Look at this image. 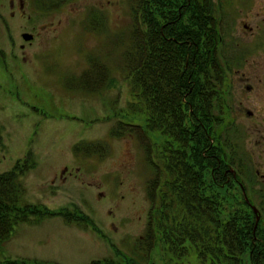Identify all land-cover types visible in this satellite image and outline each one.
I'll list each match as a JSON object with an SVG mask.
<instances>
[{
	"label": "rangeland",
	"instance_id": "374dc122",
	"mask_svg": "<svg viewBox=\"0 0 264 264\" xmlns=\"http://www.w3.org/2000/svg\"><path fill=\"white\" fill-rule=\"evenodd\" d=\"M214 1L223 6L226 43L245 51L227 74L232 106L228 114L235 120L227 142L237 144L238 152L251 158L264 174V0ZM140 2L117 0L111 62L99 51L108 52V36L106 46H99L92 33L76 27L60 28L42 46L37 40L28 60L14 58L0 20V173L12 169L32 150L36 167L22 178L27 188L22 204L77 207L104 233L98 234L79 218L66 222L61 215L45 216L37 223L21 222L2 244L1 259H38L45 264L126 263L131 257L142 261L141 250L138 254L134 250L146 235L142 245L155 248L143 262L199 264L195 255L179 262L166 253L150 217L161 172L162 178L169 177L165 169L157 172L162 165L160 151L171 153L165 137L152 133L149 140L135 127L144 126V117L129 104L132 96L124 60L132 41L142 37L138 24L143 12H131V5L138 7ZM29 13L38 16L30 9ZM45 20L42 17L38 23ZM22 23L18 19L13 25L21 29ZM47 34L52 36L50 31ZM88 55L96 63L89 62ZM91 63L98 66V75L90 73ZM79 78L88 88L79 86ZM119 121L134 127L122 125L126 134L114 136L111 132ZM79 143L77 154L74 148ZM175 156L186 165L183 153ZM173 162L170 171L179 168L178 158ZM169 178L170 187L173 178Z\"/></svg>",
	"mask_w": 264,
	"mask_h": 264
},
{
	"label": "trees",
	"instance_id": "16d2710c",
	"mask_svg": "<svg viewBox=\"0 0 264 264\" xmlns=\"http://www.w3.org/2000/svg\"><path fill=\"white\" fill-rule=\"evenodd\" d=\"M223 20L224 13L218 10L214 0H197L195 36L197 56L191 63V76L189 72L180 75L177 66L173 64L170 71L159 79L162 81L161 84L151 75L148 100L144 88L146 78L141 55L142 40L132 41L124 60L132 96L129 104L132 111L144 117V126L135 125V127H140L148 138V134L152 133H155L156 137L157 134L165 137L166 147L170 146V153L173 152V146L182 149L186 165L192 168L188 167L187 173L170 171L172 164L168 161L166 171L169 177L173 178L172 181L182 180L188 184L184 185L185 188L178 189L170 186L163 194L158 189L155 192L156 207L152 209V220L155 221L156 232L159 231L160 234L161 222L167 221L168 230L176 237L175 244L181 248H191L190 252L172 253V256L176 257L177 261L184 262V256L188 255L190 258L195 255L199 264H264V214L255 227L256 215L245 199L241 184L247 182L252 193L262 201H264L263 193L254 189V171L251 164L244 160L245 157L238 154L237 144H229L231 151L228 158L222 147L226 120V116L223 115L227 114L226 126L228 130L231 129L228 114L231 107L227 105L225 97L226 94L230 95L231 91L224 70L227 67L228 74L232 72L235 63L245 54L244 49L226 43L228 29L223 24ZM140 31L138 34H141ZM206 43L212 47L207 60L204 50ZM222 46L229 51L228 55L222 51ZM208 68L210 76L206 75ZM174 84L180 86L182 106L176 109L166 105L161 109L158 90L160 93V89L162 90L164 99H170L174 93V91L170 92L174 89L172 88ZM205 85L211 86L210 107L203 106V102L210 100L205 92L203 94L202 88ZM184 93L188 104L185 107ZM216 114L219 115L218 118ZM122 125L134 127L130 122L119 121L111 134L125 135L127 130ZM230 136L232 132L228 139ZM0 144H2L1 130ZM149 148L153 149V143ZM80 149V144L75 146L77 154ZM179 165L182 167L183 163ZM35 167L34 153L29 150L25 158L19 159L12 169L0 173V250L2 244L11 238L16 225L21 222L37 223L49 215H61L67 220L79 216L85 225H91L94 230L102 233L90 216L82 212L78 215L77 210L66 208L53 210L43 204L23 205L27 188L22 178ZM227 167H229L228 191H224V171ZM231 168L235 171H231ZM245 188L247 191V186ZM192 190L195 191L194 195ZM225 194H228L231 200L229 204H223L221 201ZM208 196L212 201L203 202ZM170 199H174L175 202H171ZM193 200V204L190 203ZM260 208L263 212L264 202L260 204ZM226 227L229 231L228 242H226ZM173 236L171 235L172 238ZM0 264L45 263L38 259L0 258Z\"/></svg>",
	"mask_w": 264,
	"mask_h": 264
},
{
	"label": "flooded vegetation",
	"instance_id": "af4514ba",
	"mask_svg": "<svg viewBox=\"0 0 264 264\" xmlns=\"http://www.w3.org/2000/svg\"><path fill=\"white\" fill-rule=\"evenodd\" d=\"M141 4H143L141 6ZM117 5V0H0V20L6 30V44H8L11 49V55L17 59L28 60L30 57V51L32 47L38 45L37 40H40L39 45H45L49 43V40L53 37L54 32H58L60 28L69 29L71 27H76L77 29L86 31L87 33H92L94 36L91 37L92 40L98 42L99 46H106L107 36H108V52L105 50L99 51L102 53L103 58L108 56L111 62L113 55V48L116 45V26H115V9ZM131 12H137L138 9L143 12L142 20H140L139 25L142 31V61H143V71L146 78V84L144 86L146 94V99H149L150 95V78L151 75L155 76L158 83L164 74L170 71L171 65L177 66L179 74H185L189 72L191 76V63L195 61L197 56V46H196V7L197 0H141L140 5H131ZM30 9L37 17L32 13L26 15V12ZM46 19L44 22H39L40 18ZM23 20L25 23L21 24V29L18 26L13 25L14 20ZM23 25V28H22ZM50 31L51 37L47 34ZM50 34V35H51ZM26 35L29 39H26ZM47 40V41H46ZM46 41V42H44ZM17 49V52H16ZM212 47L205 44L204 50L206 51V60L209 58V51L211 53ZM114 54V52H113ZM112 55V56H111ZM89 56V62L92 60L96 63V58L93 55ZM104 60V59H103ZM166 62V63H165ZM89 68L91 74L98 75L99 70L92 63ZM111 71V65L109 66ZM225 75H227V69L224 70ZM206 75L210 76L209 68L208 74L206 69ZM162 88V87H161ZM172 95L170 99H164L161 93H159V106L162 109L167 105L172 108L179 109L182 104L180 103V86L177 84L172 87ZM193 90V89H192ZM203 94L207 95L209 101L203 102L204 107H210L212 105L211 101V86L205 85L202 88ZM183 99L185 107L187 104L186 94H183ZM175 97V98H174ZM226 97V96H225ZM174 99L173 101H171ZM176 99L178 101H176ZM207 100V99H206ZM201 106V104H200ZM250 113V112H248ZM210 118L211 116L208 115ZM227 120L224 121V127L226 129ZM146 134V133H145ZM225 136V137H224ZM224 136L222 138V147L224 149V154H228L227 145V129L224 130ZM170 147V146H169ZM173 152L171 155L163 148L160 152V160H162V165H159L160 171L166 170V164L169 161L174 166V157L178 158V164L180 156H175L176 153H183L182 149H178L173 146ZM169 150V149H168ZM228 158V156H227ZM190 165H182V167L177 169L180 173H187V168ZM192 169L191 167H189ZM229 167L225 169V183L224 191H228V175ZM231 171H234L231 169ZM167 172V171H166ZM254 174L259 184L261 185V190L264 191V183L260 182L259 175L264 180V174H262L260 168L254 170ZM166 176V175H165ZM165 176L162 178V172L160 177V185L158 191L163 194L165 189L169 188L170 179ZM172 187L185 188L184 185L188 183L178 181H172ZM179 183V184H178ZM192 195L195 191L192 190ZM264 196V194H262ZM194 200L195 197L193 196ZM163 201L165 199L162 198ZM193 201L190 203L193 204ZM206 203L212 201L211 197L204 199ZM171 202H175L174 199H170ZM185 201V200H184ZM223 204H229L231 201L228 194L221 199ZM187 202V201H186ZM228 222V221H226ZM167 221H162L159 230L161 245L166 253H180V252H190L191 248L177 246L174 242L176 237L174 233L168 230ZM226 242L229 240V231L226 227ZM171 235L174 237L172 238ZM145 239V237H144ZM143 239V242H144ZM141 250V259L144 257L149 259V254L151 251L148 245H141L139 247ZM144 251V252H142ZM145 254V256L143 255ZM110 264H150V262H112ZM185 264V263H183Z\"/></svg>",
	"mask_w": 264,
	"mask_h": 264
},
{
	"label": "water",
	"instance_id": "95a60500",
	"mask_svg": "<svg viewBox=\"0 0 264 264\" xmlns=\"http://www.w3.org/2000/svg\"><path fill=\"white\" fill-rule=\"evenodd\" d=\"M29 38H30V37L26 35V39H29ZM253 210H254L255 214L257 215V218H256V226H257L258 221H259V219H260V215H259V213H258V209H257L255 206H253Z\"/></svg>",
	"mask_w": 264,
	"mask_h": 264
}]
</instances>
